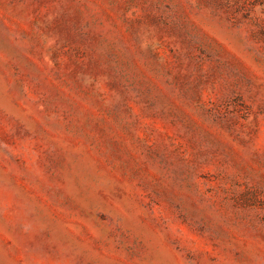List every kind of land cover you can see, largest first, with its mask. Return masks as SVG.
Segmentation results:
<instances>
[{"label":"rangeland","instance_id":"374dc122","mask_svg":"<svg viewBox=\"0 0 264 264\" xmlns=\"http://www.w3.org/2000/svg\"><path fill=\"white\" fill-rule=\"evenodd\" d=\"M0 264H264V0H0Z\"/></svg>","mask_w":264,"mask_h":264}]
</instances>
